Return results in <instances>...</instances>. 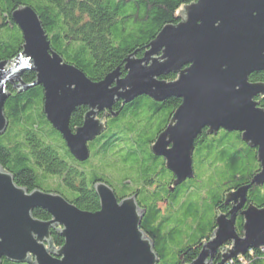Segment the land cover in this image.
I'll return each instance as SVG.
<instances>
[{"label":"water","instance_id":"1","mask_svg":"<svg viewBox=\"0 0 264 264\" xmlns=\"http://www.w3.org/2000/svg\"><path fill=\"white\" fill-rule=\"evenodd\" d=\"M12 16L24 45L17 57L0 61V136L9 126L4 111L9 84L19 93L43 86L44 113L79 161L89 158L88 142L104 131L99 112L143 95L156 101L177 97L182 103L153 145V152L175 173L176 184L195 176V140L206 127L208 134L220 129L241 132L257 149L260 168L252 183L264 184V107L256 100L264 97V82L250 81L252 74L264 72V0H196L183 7L177 24L159 32L143 57L132 54L126 59L125 76L117 69L101 81L91 80L51 48L31 6L18 7ZM29 70L37 74L32 83L22 78ZM170 73L177 79H162ZM82 105L90 110L74 131L71 116ZM249 187L226 194L231 210L217 216L216 229L198 257L182 264H213L221 249L219 264H225L250 248L264 247V207L251 204L244 209ZM95 189L99 210H82L58 193L18 186L0 164V264L3 259L26 263L31 258L34 264H158L155 244L141 229L143 212L136 198L119 201L105 182ZM38 208L52 219L35 217ZM243 209L240 236L236 219ZM57 227L64 238L59 248L52 244ZM228 242L231 247H225Z\"/></svg>","mask_w":264,"mask_h":264},{"label":"trees","instance_id":"2","mask_svg":"<svg viewBox=\"0 0 264 264\" xmlns=\"http://www.w3.org/2000/svg\"><path fill=\"white\" fill-rule=\"evenodd\" d=\"M194 1L196 0H0V61L12 60L23 50V33L13 20L12 13L18 7L28 5L41 18L51 48L65 62L82 70L93 81H101L117 69L125 76L126 59L132 54L143 57L159 32L167 25L177 24L183 7ZM22 78L26 83H32L37 79V74L29 70ZM162 79L173 81L177 79V75L170 73ZM250 80L264 82V72L252 74ZM8 91L10 95L5 102L4 111L9 126L0 136V164L13 174L18 186L25 187L30 192L35 189L54 190L82 210L98 211L100 199L92 183L102 180L114 185L119 182L118 185H121L126 178L123 167L108 158L111 147L99 150L98 143H94L92 163L95 169H86L85 173L80 171L74 166L77 162L62 134L53 127L44 113L43 86L36 85L19 93L9 84ZM172 100L170 99L174 108L178 102ZM258 101L264 107V98L259 97ZM149 108L151 111L155 110L153 104H149ZM85 111L83 107L72 114L71 128L82 125ZM95 159L98 164H95ZM129 161L133 170L138 169L136 154L130 156ZM194 163L201 174L202 183L201 186H196L185 203L190 205L189 211L183 212L185 205H182L168 213L166 218L153 217L151 224L150 221L141 222V229L155 244L158 264H182L181 255H184L186 263L195 260L203 248L202 244L210 240L216 229L217 216L231 210L226 207L225 196L232 190L250 185L244 209L251 204L264 207V184L252 183L260 168L257 149L242 139L241 132L221 129L217 135L208 137L197 149ZM139 166L145 167L143 164ZM220 167L223 168L222 174L203 185L208 175L215 173ZM193 183L192 181L191 184ZM113 189L117 188L114 186ZM116 192L121 191L117 189ZM193 195L197 197L195 200ZM244 209L236 219L240 236L244 235ZM33 214L41 220L52 219L51 214L41 208L35 209ZM212 215L214 219L211 218ZM152 224L151 233L146 227ZM205 232H211L207 240L202 236L192 241V236L204 235ZM190 242L192 245L188 248L187 244ZM63 243L64 238L59 228H53V246L59 248ZM231 245L228 242L225 247ZM181 248L185 253L181 252ZM222 254L223 249L218 252L213 264L222 261ZM242 257L234 258L229 264H264V250L260 248H251ZM3 264H34V260L31 258L26 263H15L3 259Z\"/></svg>","mask_w":264,"mask_h":264},{"label":"flooded vegetation","instance_id":"3","mask_svg":"<svg viewBox=\"0 0 264 264\" xmlns=\"http://www.w3.org/2000/svg\"><path fill=\"white\" fill-rule=\"evenodd\" d=\"M259 97H257L256 100H258ZM170 99H173L172 101L177 100L178 106L176 105L172 108L173 106ZM148 100L152 102L149 103ZM118 103L120 104L114 108ZM181 103L182 99L177 97L168 98L164 101H156L146 95L139 96L134 99V101L125 105L122 101H117L112 109L103 110L97 115V118L102 119L105 127L104 131L99 136L88 142L90 150L89 158L86 161H79L74 157L76 162L80 163L77 164L74 162L75 168L85 173L86 169H95L94 163H92L94 143H98L99 150L111 147L110 153L107 150L109 153L108 158L111 162L123 167V174L126 178L121 185H118L119 182L115 185L108 181L99 180V182H105L109 186L112 185V188L115 186V188L119 189L121 191L120 193L116 192L117 189H114L119 201L129 197H135L139 208L143 212L142 223H148L150 221L149 224H151L153 217L157 218L161 216L166 218L168 213L185 205L191 193L195 191L196 186H201L202 183L201 174H199L197 165L194 163V157L200 145H203L207 138L213 135L208 134V127L204 128L195 140L193 152L195 176L192 179L187 178L183 182L176 184L177 177L173 171L167 168L165 158L153 152V145L156 143L159 135L168 128L175 111ZM149 104L154 105V111H151ZM83 107L86 111L83 115L82 125L90 109L88 106L82 105L75 110H81ZM75 129L73 130L75 131ZM220 131L221 129L219 132ZM171 146L172 145H170V147ZM133 154H136L138 157V169L135 170L131 168V162L129 161V157ZM140 164H143L145 167L141 168L139 166ZM103 173L107 175L106 172ZM107 177H110L109 174ZM192 181L194 182L193 185L191 184ZM97 183H92V187L95 188ZM116 185L118 187H116ZM45 192L59 193L54 190ZM226 207L230 210L232 204ZM153 224L150 226L147 225L148 227H146L151 233L153 232ZM166 225H168V222ZM143 226L145 227V225ZM206 242L207 241L202 244V247ZM187 245L189 248L192 244L190 242ZM180 250L185 253L182 251V248ZM181 258H183L182 262H186L184 255H181Z\"/></svg>","mask_w":264,"mask_h":264},{"label":"rangeland","instance_id":"4","mask_svg":"<svg viewBox=\"0 0 264 264\" xmlns=\"http://www.w3.org/2000/svg\"><path fill=\"white\" fill-rule=\"evenodd\" d=\"M94 162H95V164H98V162H97L96 159H95ZM222 170H223V168L220 167V168H218V169L216 170L215 173H213V174H209V175H208V178L206 179V181L203 182V183H204L203 185H205L206 182H210L211 180L215 179L217 176H220V175L222 174V172H223ZM193 196H194L193 198H194V200H195V198H197V197H195V195H193ZM188 206H190V205H185V206H183V210H182V211H183V212H184V211H189V207H188ZM187 213H189V212H187ZM211 218L214 219L215 217L212 215ZM210 235H211V232H205L204 235H203V234H197V235L192 236V241L194 242V241L200 239L202 236L205 237L206 240H207V238H209Z\"/></svg>","mask_w":264,"mask_h":264},{"label":"built area","instance_id":"5","mask_svg":"<svg viewBox=\"0 0 264 264\" xmlns=\"http://www.w3.org/2000/svg\"><path fill=\"white\" fill-rule=\"evenodd\" d=\"M260 249L264 250V247H261ZM240 257H241L240 259L243 258L242 256H240ZM232 260H233V259L229 260L226 264H229V262H231Z\"/></svg>","mask_w":264,"mask_h":264}]
</instances>
